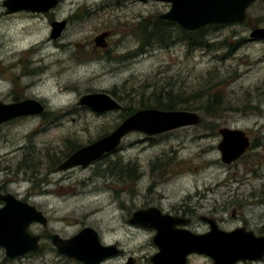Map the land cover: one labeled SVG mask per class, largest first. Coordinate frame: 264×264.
Wrapping results in <instances>:
<instances>
[{
	"label": "rangeland",
	"instance_id": "1",
	"mask_svg": "<svg viewBox=\"0 0 264 264\" xmlns=\"http://www.w3.org/2000/svg\"><path fill=\"white\" fill-rule=\"evenodd\" d=\"M3 1L0 0V102L9 104L12 96H19L18 78L25 75L26 70L34 75V69H44L21 83L23 86L35 84L25 96L41 97L38 101L45 109L46 123L41 117H30L0 127V183L7 182L10 193L20 197L25 191L30 192L32 203L48 221L46 228L34 226L29 229L32 234L58 235L67 240L84 228H91L106 244L119 242L128 256L140 260V256L154 253V234L130 227L125 218L121 219L118 202H134L137 196L146 195L150 186H155L152 199L158 201L163 197L165 210L170 204L187 198L192 205L204 206L200 216L216 219L214 210L218 204L226 202V195L216 189L219 182L235 181L238 185L233 186L234 190L238 188L243 194H248L252 187L264 185V140L260 141L262 147L256 155L250 152L230 167L221 164L216 149L218 130L222 128L250 130L261 136L260 128L264 126V42L250 41L249 34L253 29L264 28V2L247 11L243 24L206 31L210 35L209 49H195L187 55L182 47L114 64L104 60L86 62L75 59L73 54L77 48L74 43L116 29L114 41L121 42L120 30L124 29L121 12H111V16L108 14L100 20L92 19L81 28L70 27L61 45L64 46L61 54L50 40L48 25L13 21L3 14ZM76 2L83 0H65L63 11L66 13ZM144 15L148 16L149 12L144 11ZM160 31L178 34L174 29L162 28ZM156 36L154 43L164 39L161 33ZM133 42V39L121 42L118 50L135 48ZM224 42L230 45L226 46L227 50L232 48L235 51L233 58L216 61L215 58L222 59L225 52ZM112 67L116 68L112 70ZM211 71H218V76L223 79L235 73L238 77L229 86H223L222 99L227 103L220 117L207 118L198 113L202 122L197 127L153 138L140 134L127 136L110 157V171L114 170L115 177H111L110 172L106 177L92 178L100 169L94 165L84 171L55 173L45 185L39 182L51 174L52 165L61 158L59 154L71 152L75 147H83L113 132L125 109L140 101L141 97L134 96V93L146 92L148 98L156 86L165 87L172 95L187 92V96L199 81L206 84L207 72L211 74ZM114 90L115 96H111L123 107V112L98 116L75 110L80 97ZM119 167L124 172L136 170L140 177L138 184H131L126 179L121 183L115 173ZM151 170L158 173L151 174ZM229 197L231 200L227 206L233 203L234 207L220 215L227 220L232 212L237 218L251 220L255 208L261 207L238 200L243 197L241 195L230 194ZM237 202L240 206H236ZM197 226L199 221L194 219L191 231ZM57 259L56 251L46 240L40 242L38 252L15 260H8L0 248V264H58ZM189 264L212 262L198 257L191 258Z\"/></svg>",
	"mask_w": 264,
	"mask_h": 264
},
{
	"label": "water",
	"instance_id": "2",
	"mask_svg": "<svg viewBox=\"0 0 264 264\" xmlns=\"http://www.w3.org/2000/svg\"><path fill=\"white\" fill-rule=\"evenodd\" d=\"M153 1L172 3V9L162 19L176 23L185 31L196 32L208 26L243 24L247 11L259 0ZM56 5L57 0H5L2 3L8 15L22 11L43 12ZM64 26L65 23L53 25L51 39L59 37ZM103 39L104 36H101L98 40ZM249 39L264 42V28L252 30ZM77 105L96 113L123 110L117 101L104 93L84 95L80 97ZM44 111V107L34 100L18 104L0 102V126L20 118L39 117ZM201 122L200 115L192 112H164L154 109L138 111L121 122L107 136L76 151L58 168V171L88 167L101 157L115 152L122 141L131 134L153 138L197 127ZM218 134L223 139L218 151L222 163L227 166L240 159L249 149V141L243 131L221 129ZM0 200L6 204L0 210V248L4 250L6 258L14 260L37 252L40 238L30 234L28 229L32 225L46 227V218L35 207L21 203L11 196L2 197ZM201 220L210 226V231L205 235H195L184 230L183 227L187 226L189 221L162 215L154 209L133 214L129 224L155 232L152 243L159 254L151 258V264H186L187 258L191 255L206 257L212 264L253 262L264 257V236L257 238L244 229L223 232L217 228L213 220L204 218ZM52 244L59 255L82 264H95V256L99 253L104 259L115 254L114 248L102 247L97 233L91 228H84L69 240L53 235Z\"/></svg>",
	"mask_w": 264,
	"mask_h": 264
},
{
	"label": "flooded vegetation",
	"instance_id": "3",
	"mask_svg": "<svg viewBox=\"0 0 264 264\" xmlns=\"http://www.w3.org/2000/svg\"><path fill=\"white\" fill-rule=\"evenodd\" d=\"M260 1L261 0L257 1L255 4L259 3ZM64 2H65V0H57V5L55 7H50L46 11H43V12H34L33 13V12L22 11V12H15V13L10 14V15H8L6 13V9L3 6L2 7L4 9L3 14L8 18L13 19V21L24 20V21H28L31 23H35L37 25H41V24L48 25L50 27V40H52V42L55 43L54 44L55 48L61 50V52H60L61 54L64 51V46L62 47L61 45L64 41L65 35H67V33L69 32L70 27L74 26V28H81V27H84L86 24H88L89 21H91L92 19L100 20L101 18H105L106 15H108V14H109V16H111V14H110L111 12H117V13L121 12V14H122L121 18L124 21L123 22L124 23V29L120 30V37L122 38L121 42L133 39L134 42L132 44H134V46H136V47L133 48L132 46H130L129 48H125L126 50L120 51V50H118V48H119V44L121 42L116 43V41H114V37H115L116 33L118 32V30L116 29V30L101 32V34H98L97 36L93 37L92 39L86 38V40L82 39L79 42L74 43V46H76L75 48H77V52L75 54H73L74 58L75 59H83L86 62L95 61V60H104L107 63L120 64V61H126V60L134 61V60L141 59L143 56L150 57V56H154L158 52H170L173 50L175 51V50L181 49L182 47L184 48L185 51H187V55H189L190 51H191V47H190L191 43L190 42H191L193 34L198 33L200 30L202 31V30H212L214 28H217V29L222 28V26H209V27H205L203 29H200L199 31H196L194 33L185 31L184 29L179 27L176 23L162 19L173 7V4L170 2H167V1L83 0V2H76L74 6L70 5V8L67 10L66 13L63 11V7L65 4ZM144 11H148L149 15L145 16ZM64 13L66 15H64ZM60 23H65V26H64L63 31L61 32V35L59 37H57L56 39H51V35L53 32L52 26L55 24H60ZM145 26L149 29H152L153 31L156 30L155 36L157 34H160V33L163 34L164 39L161 40L159 43L153 42L150 45L145 46V44H144V28H145ZM162 28L163 29L177 30L178 34L175 36L170 31H160V29H162ZM101 36H104V39L98 40L99 37H101ZM127 37H129L130 39H127ZM245 41L247 42V40H245ZM122 44L123 43H121V45ZM185 55H186V53H185ZM85 64H87V63H85ZM21 65L22 64L20 63L19 66H21ZM115 68L116 67H112V70ZM118 69L119 68L117 67L116 70H118ZM43 70L44 69H41V68H39L38 70L34 69V71H35L34 75H32L28 70H26L25 75L21 74L18 78L19 79L18 82H19L20 87H21V90L18 93L19 96H12L9 104H18V103H22V102L28 101V100H34V101L39 102L38 100L41 99V97L34 96L32 98V97H26L25 96L26 91L29 88H31L32 86H35V84L31 83V84H27V85L23 86L21 82L23 80L27 79L28 77L37 76L39 73H42ZM95 93H104V94H108L111 96V94L108 92H92L91 94H95ZM75 110L88 111V112L94 113L95 115H98V116L103 115V114H107V113H111V112L96 113V112L90 110L89 108L80 107L78 105H76ZM123 111H124V109L120 112H123ZM45 114L46 113L44 112L43 115H41L39 117H41L42 120H46ZM28 118H30V117H28ZM22 119H26V118L16 119V120L10 121V122L5 123V124H9V123H12L14 121L22 120ZM5 124H3V125H5ZM3 125H1V126H3ZM222 129H229V128H222ZM263 129H264V126H263V128H260L261 136L257 133L252 132V131L250 132V130L248 132H245L243 130L238 129V130L243 131L245 133V135L249 141V149L240 159H238L236 162L232 163L231 165L227 166V165L223 164L222 161H220L221 164L223 166L230 167V166L236 164L237 162H239L240 160H242L244 158V156H246L250 152L253 153V155L254 154L256 155L262 147V144L260 141L264 140V130ZM235 130H237V129H235ZM103 137H105V136H102L101 138H103ZM217 137L219 139L217 147H216V149L218 151V147L222 144L223 139L219 134H217ZM101 138L95 140L94 142L100 140ZM94 142H92L90 144H86L83 147H87V146L93 144ZM83 147H77V149L75 151L72 150L71 152H68L65 154H63V153L59 154L61 156V158L57 163L52 165V170L49 171V173H51V174H47L46 177L43 180H40L39 182L42 185H45V183L50 182L51 175L53 176V175H55V173L61 172V171H58V168L71 155H73L76 151H78L79 149H81ZM115 153H116V151L109 154V155H105V156L101 157L100 159L93 162L91 165H89L86 168L78 167V168L72 169V171H74V170L84 171L86 169L92 168V166H94V165H98L100 167V169H98L97 172H94L95 174L92 176V178H95V177L102 178L104 176L106 177V176H108V174L110 175V169L112 167V164L110 162V157ZM218 153L220 155V160H221V154L219 151H218ZM23 154H25V152ZM27 156L28 155L26 154L25 158ZM24 170H28V169L26 167H24ZM150 173L156 174V173H158V171L154 172L151 170ZM125 176H126V172H125ZM58 182H60V181H58ZM121 183H123V181ZM7 184H8L7 182L0 183V198L6 197V196H11L21 203L35 207V209L37 211H39L37 209V207L32 203L30 192L25 191L23 194L24 195L23 197L11 194L9 191L11 187H9ZM137 184H138V182H137ZM47 185L48 184H46V186ZM234 185H238V183L235 181H230V180L222 181V182H219L217 184L216 189H217V191H222L223 196L226 195V198H225L226 202H224L225 201L224 200L223 202H221V204H218V207L216 208V210H214V212L217 214L216 219L215 218H209L208 216H200L199 214L202 212L201 210L203 209L204 206L203 205L201 206L200 204L192 205L187 200V198H183L179 202L170 204L171 206H169V208L165 210L163 207L165 199L163 197L159 198L158 201H154L152 199V195H155V186H150L146 190V195L137 196L136 199L134 200V202H131L128 204L126 201L118 202V211L121 215V219L125 218L130 227L136 228L137 230H139L141 232L150 231L152 234H154V236H155V232L151 229L144 228L141 226H132L129 224V220L131 219L133 214L140 212V211H148V210L154 209V210H157L158 212H160L162 215H168L170 217H175V218L187 220V221H189V223L187 226L183 227L184 230L189 231L195 235H205L210 231L209 224H207V222H203L201 220L202 218H204L206 220H209V219L213 220L216 223L217 228L223 232L230 233V232H233V231L238 230V229H244L246 232H251L257 238L264 236V185L262 187L260 186L259 188L252 187L251 191L248 194L240 193L237 190L238 188L236 190H234V187H233ZM230 187H233V188H230ZM261 188H263L262 193H261ZM230 194H235L236 197H238V195H241L243 197H241L238 200L246 202V204L252 203L255 205H260L261 207L255 208V211L253 212V218H251V220L241 218L240 216H238V218H237V217H235L234 212L231 213L230 219H228V220L224 219L220 215L226 213L229 209L234 207L233 203H230V205L227 206V202H229L231 200L229 197ZM117 200H122V198H120V199L117 198ZM5 206H6V204L4 203V201L0 200V210H2ZM236 206H240V202H237ZM240 209H242V207ZM212 215H210V216H212ZM194 219H198L199 226L195 227L196 228L195 231H191ZM231 222H236V224L234 225ZM34 226H39V225H33L29 229H31ZM42 228H46V227H42ZM29 229H28V232L30 234H32L29 231ZM32 235H34V234H32ZM34 236H39L40 242L42 240H46V241L50 242V245L56 251V248L52 244V236L53 235L41 234V235H34ZM98 238H99V235H98ZM67 240H69V239H67ZM99 242L102 245V247L114 248L115 254H113L109 258L104 259L103 257H101L102 254L99 253L98 255L95 256V260H96L95 264H114V263H118V262H122V261H124L123 264H139V261L141 264H145V263L151 264V262H150L151 258H153L159 254L158 249L155 247L156 249L154 248L155 250H154L153 254H151L150 256H148L146 254L142 255V256H140L141 259L138 260L133 256H128V253L126 252V250L121 249L122 246L120 245L119 242H111L109 244H106V242L104 241L102 236H100ZM34 253H36V252H34ZM56 254H57V258H58L57 259L58 264H82V263H79L73 259H69L67 257H63V256L59 255L57 251H56ZM198 257H203V256H199V255L189 256L187 258L186 264H189V260L191 258L195 259ZM206 259H208V258H206ZM237 264H264V257L258 261L237 263Z\"/></svg>",
	"mask_w": 264,
	"mask_h": 264
},
{
	"label": "trees",
	"instance_id": "4",
	"mask_svg": "<svg viewBox=\"0 0 264 264\" xmlns=\"http://www.w3.org/2000/svg\"><path fill=\"white\" fill-rule=\"evenodd\" d=\"M260 2H264V0H261ZM206 31L208 30H202V31L200 30L198 33L192 35V39L190 42L191 51L195 49H202V50L209 49L211 47L208 42V36L210 35H207L205 33ZM155 32L156 30L153 31L152 29H149L145 26L144 28L145 46L150 45L155 41L156 38ZM197 40L198 43L195 42ZM222 45L224 46L225 52L221 55L222 59L215 58L216 61L218 60L228 61L231 58H233V55L235 53V51H233L232 48H230V50H227L226 46L230 47V45H228L226 42H224ZM218 75H219L218 71H211V74L207 72V76L209 77L207 79L206 84H204L202 80L199 81L196 84V86L191 87L190 94L187 96H185L187 92L177 93V95H172V93L166 92L167 89L165 87H156V86L153 87L150 96L148 98L145 97L146 92H144L143 94L134 93V96H139L141 97V99L136 106L125 109L122 118L120 120V123L138 111L150 110V109L164 111V112L186 111L192 113H200L202 116L207 118H218L220 117L221 112H223L224 104L227 103L222 99V91L224 90L223 86L225 84H228L229 86L238 78L236 73L233 75H229L227 79H223ZM169 90L171 89L169 88ZM110 94L114 97L115 90ZM44 121L46 123V120ZM104 135L106 136L107 134ZM76 149L77 147L73 148V151H75ZM121 168L122 167H119L118 169L115 170L118 179H120L121 182L122 181L124 182L126 179L127 182L137 185V182L140 179V177L136 174L137 171L136 170L130 171L129 169L126 171V176H125V172H123ZM112 172H114V170ZM112 172H111V177H115Z\"/></svg>",
	"mask_w": 264,
	"mask_h": 264
},
{
	"label": "bare ground",
	"instance_id": "5",
	"mask_svg": "<svg viewBox=\"0 0 264 264\" xmlns=\"http://www.w3.org/2000/svg\"><path fill=\"white\" fill-rule=\"evenodd\" d=\"M109 134H110V133H109ZM107 135H108V134H107ZM107 135H106V136H107Z\"/></svg>",
	"mask_w": 264,
	"mask_h": 264
}]
</instances>
